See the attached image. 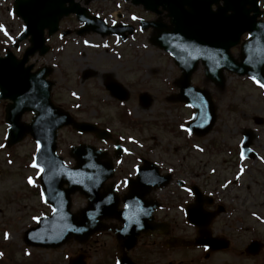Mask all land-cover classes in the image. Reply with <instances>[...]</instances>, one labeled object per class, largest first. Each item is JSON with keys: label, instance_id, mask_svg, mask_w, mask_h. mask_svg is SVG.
Returning a JSON list of instances; mask_svg holds the SVG:
<instances>
[{"label": "rangeland", "instance_id": "1", "mask_svg": "<svg viewBox=\"0 0 264 264\" xmlns=\"http://www.w3.org/2000/svg\"><path fill=\"white\" fill-rule=\"evenodd\" d=\"M88 8L109 24L116 21L136 27L139 19L153 18L140 6L124 0L93 1ZM10 9V0H0V55L22 29V22ZM78 25L74 17H69L61 21L60 28L74 30ZM148 40V31L135 32L125 41L93 33L82 37L74 33L61 37L57 33L48 41L50 51L42 57L34 56L30 62L35 67L52 68L54 102L77 119L108 126L120 136L126 148L118 168L123 177L134 172L138 157L143 156L157 162L163 171L173 170L176 176L202 183L204 189L221 201L224 212L214 220L213 232L227 238L231 245L227 252L215 253L202 264H264V90L247 77L231 74L226 75L223 88L210 82L205 84L201 82L200 68L192 82L210 88L218 117L208 134L193 137L183 130L192 110L164 101L179 71ZM25 44L20 43L19 52L14 50L17 56ZM85 73L89 75L86 78ZM109 79L128 90L126 101L119 102L110 96L104 87ZM142 92L151 98L147 107L138 102ZM3 103L0 102V264H31L36 259L40 264H66L69 256L80 252L86 264H98L103 258H108L111 264L115 245L110 233L95 236L81 247L76 243L55 249L24 245L22 233L51 209L39 194L38 169L31 166V155L36 150L34 142L28 137L10 149L3 146L7 128L3 122ZM124 110L137 125L120 118ZM24 119L28 121L30 115ZM245 129L252 131L250 147L256 153L250 159L239 156ZM81 142L91 143L92 138L69 127L59 131L58 153L67 164L73 163L68 157V147ZM73 201L74 209L85 203L80 196ZM179 217L174 213L175 234L187 237L188 231ZM254 240L260 242L261 248L254 255L248 254L246 247ZM177 250L163 248L161 239L146 238L140 240L132 256L141 264H191L190 259L201 258L196 251Z\"/></svg>", "mask_w": 264, "mask_h": 264}, {"label": "water", "instance_id": "2", "mask_svg": "<svg viewBox=\"0 0 264 264\" xmlns=\"http://www.w3.org/2000/svg\"><path fill=\"white\" fill-rule=\"evenodd\" d=\"M90 1L92 0H85V4ZM130 1L157 14L160 13L159 7L168 12L170 26H159L161 29L154 38V43L164 47L180 68L181 76L176 82L180 92L173 97L178 101L191 104L195 114L189 121L188 127L197 135H204L210 130L215 120V106L209 93L192 86L190 79L198 65V59L203 57L200 53L203 43H210V41L202 40V15L199 12L203 2L207 0ZM218 1L208 0L207 5L209 7L211 3L217 4ZM240 1L242 0H223L224 8L219 12V19L223 17V20L233 24V29L229 32L233 33L234 43L243 32L249 31L251 40L255 41L254 46L258 51L264 52V29L260 28L263 25L255 19V16L261 15L257 8L258 0H250L252 7L246 10ZM233 2L236 3L235 5H238V2L241 4L234 11L231 10ZM227 10L231 11V14H228L230 16L226 14ZM12 11L24 24V29L17 37L14 46L28 36L30 45L21 58H16L9 51L4 57H0V99L11 101L5 108V121L10 125L7 146L22 140L26 134H30L38 142L36 162L43 170L41 176L43 193L47 197L52 194L53 201L58 200L57 204H53L54 214L48 218H42L36 227L29 230L33 236L38 231L43 235V242H34V244L44 247L56 246L70 238L85 242L93 233L106 229L100 224V219L116 218L124 224L121 229H114L116 239L120 242L121 248L129 249L135 244L138 230L123 219L121 212L115 209L116 201L112 195L98 191L102 181L110 175L109 165L100 161V154L97 151L83 145L72 148L71 156L76 160L73 168L66 167L62 159L55 155L57 129L68 124L84 129L81 125L86 124L72 122L67 113L51 102L52 83L42 82V78L50 70L46 71L47 68H44L36 73H30L32 66L24 68L28 57L35 52L43 55L48 51V46L44 45V30L47 29V35L50 36L58 29L60 19L70 13H76L78 20L85 23L80 33L88 31L110 33L117 28H107L103 21L92 17L86 8L81 7L79 3H74V0H13ZM249 11L254 13L251 17L248 16ZM147 25L149 24L147 23L146 27ZM150 25L155 26L154 22H150ZM242 25L245 26L240 28ZM227 35L225 32H220L217 45L220 43L223 45L224 42L220 41L226 39ZM254 54L257 52L255 51ZM203 62L206 77L216 79L215 83L220 86L223 85V68L239 75L247 73L264 85V62L256 59L247 60L243 50L240 61L224 59L217 67L204 60ZM114 90L113 92L119 98L126 96L124 91L116 88ZM27 111H32L35 115L30 123H21V115ZM250 139L251 134L248 132L243 144L245 150ZM143 173L141 171L139 174ZM64 184L67 185L66 188L63 187ZM76 191L87 198L88 204L86 208L71 213L70 194ZM132 196L134 194H131L128 200H132ZM29 231L26 233L27 241L30 239V236H27ZM52 241L54 243H51ZM126 261L129 262V259L123 257L122 262Z\"/></svg>", "mask_w": 264, "mask_h": 264}, {"label": "flooded vegetation", "instance_id": "3", "mask_svg": "<svg viewBox=\"0 0 264 264\" xmlns=\"http://www.w3.org/2000/svg\"><path fill=\"white\" fill-rule=\"evenodd\" d=\"M236 48H233L232 51H235ZM118 179H116V183H118ZM178 184V183H177ZM176 182H171L167 189H170L169 195H164L165 200L162 202V210L157 211L155 213V216L159 222L166 221L170 222L172 224L171 230H175V227L173 225V216L174 213L178 211V208L180 207V204H185L186 202H189L191 199H187L185 197V193H182L183 190L179 189ZM182 191V192H181ZM183 196V198L180 196Z\"/></svg>", "mask_w": 264, "mask_h": 264}, {"label": "bare ground", "instance_id": "4", "mask_svg": "<svg viewBox=\"0 0 264 264\" xmlns=\"http://www.w3.org/2000/svg\"><path fill=\"white\" fill-rule=\"evenodd\" d=\"M222 3H224L223 1H222ZM240 3L241 4H243L245 7H244V9L246 10V9H249V8H251L252 7V5H251V3H250V0H242V1H240ZM239 2H238V5H235L236 3L235 2H233V8L231 9L232 11H234V10H237L238 9V7L239 6H241V4H240ZM203 5H204V3H203ZM224 8V4L222 5V6H220V9L222 10ZM227 12H230V10H227ZM244 22V21H243ZM241 25V24H240ZM245 25H242V26H240V28L242 27H244ZM232 35V34H231ZM231 35H228V36H231Z\"/></svg>", "mask_w": 264, "mask_h": 264}, {"label": "snow or ice", "instance_id": "5", "mask_svg": "<svg viewBox=\"0 0 264 264\" xmlns=\"http://www.w3.org/2000/svg\"><path fill=\"white\" fill-rule=\"evenodd\" d=\"M262 87H264V85H261ZM31 182V181H30Z\"/></svg>", "mask_w": 264, "mask_h": 264}]
</instances>
